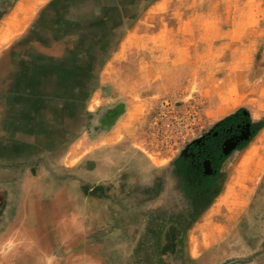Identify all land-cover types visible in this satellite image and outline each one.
<instances>
[{"label":"rangeland","instance_id":"374dc122","mask_svg":"<svg viewBox=\"0 0 264 264\" xmlns=\"http://www.w3.org/2000/svg\"><path fill=\"white\" fill-rule=\"evenodd\" d=\"M192 15L207 33L190 71L177 31ZM243 15L246 37L232 30ZM229 98L264 108V0H14L0 21V264H264L257 137L179 252L140 245L152 215L189 213L173 161Z\"/></svg>","mask_w":264,"mask_h":264},{"label":"trees","instance_id":"16d2710c","mask_svg":"<svg viewBox=\"0 0 264 264\" xmlns=\"http://www.w3.org/2000/svg\"><path fill=\"white\" fill-rule=\"evenodd\" d=\"M13 1L14 0H0V21L11 9ZM242 116L252 121L250 114L244 107H241L234 113L224 117L219 124L229 122L234 118ZM263 126L264 120L253 122L252 133L239 146V148L245 147ZM228 155L229 152H226L224 155H222L214 173L204 176L206 184L199 191L198 197L188 199L191 205L189 213H177L170 215L164 213L151 216L146 226L144 237L140 242L141 246L151 243L150 247L155 248L159 254H164L167 252L177 253L184 247L183 238L186 232L190 229L192 224L197 221L202 213L211 205L214 198L221 190L225 177L224 171L221 170V166ZM191 159V156H178L173 161V164L177 166L182 160ZM192 187L195 186L192 184ZM95 190H98V188L95 187L94 191Z\"/></svg>","mask_w":264,"mask_h":264},{"label":"flooded vegetation","instance_id":"af4514ba","mask_svg":"<svg viewBox=\"0 0 264 264\" xmlns=\"http://www.w3.org/2000/svg\"><path fill=\"white\" fill-rule=\"evenodd\" d=\"M222 119L217 120L209 130L189 142L179 155L192 157L191 160H182L177 166L174 165L179 174L181 197L187 199L198 197L199 191L206 184L204 176L214 173L219 160L226 152H229V157L236 150L242 149L239 146L252 133L253 121L244 116L219 124ZM228 157L222 163V171ZM192 184L195 187H192Z\"/></svg>","mask_w":264,"mask_h":264},{"label":"crops","instance_id":"0c3cea01","mask_svg":"<svg viewBox=\"0 0 264 264\" xmlns=\"http://www.w3.org/2000/svg\"><path fill=\"white\" fill-rule=\"evenodd\" d=\"M24 4L27 5V6L33 5V3H31V2L30 3H24ZM255 5H257V4L254 3V6ZM186 19H188V20L185 21V22L190 23V25H183V26L179 25L177 32L179 33L180 30L183 29V32H181L182 35L185 36L183 38H187L188 39V42H189V44H188V58L180 59L178 64L181 65L182 63H185V65L183 66V69L185 68V69H188V70L192 71V65H193V63H192V54H194V53H192V38L195 37V35H197V34H199V36H201L202 33H207V28H206V26H204V27L201 26L202 22H199L200 20L197 21L196 19H198V18L196 16H193V15L192 16H188V17H186ZM255 19H256L255 15H246V16L243 15L242 17L239 16L238 17V21H237L238 22V26L235 29L233 28L232 30L238 32L240 37H246V36H248V34L247 35H245V34L247 32H250V29H249L248 25L251 24L252 22H254ZM182 21H184V20H182ZM197 23H199V25H197ZM252 31L254 33V29ZM158 33H160V32H158ZM249 36H251V35H249ZM149 37H150V35H149ZM165 39L167 40V38H165ZM129 50H130V48L128 49L127 46L126 47L121 46L120 48H118L117 51L114 52V54L112 56V61L114 62V64H117L118 62H121L124 59H126L127 55H128L127 51H129ZM191 80H192V77H191ZM238 99H240V98H236V99H230L229 98L227 100L220 101L219 105L223 106L224 107L223 109L225 111L217 119L219 120L221 118H224L227 115H229L231 113H234L237 109H239L241 107H244L246 109V111L250 114V117H251L253 122H258V121L264 120L262 118V116H261V114L264 112V108L262 106H260V105L256 104L255 108L253 109L254 111H252V110H249L247 108V103L248 102H245V100H242L241 103L237 107L230 108V106L233 104V102L238 100ZM119 131L120 130L118 129V127H116V128L114 127L112 130H110L108 132V134L105 137V139L108 140V141H116V140H118L117 136H118V132ZM263 133H264V126L258 131V133L251 139V141L249 143H251L256 137H257V140H258V138H260L258 141L262 143V141L264 140ZM246 147H247V145L245 147H243L242 149H244ZM242 149H240V150H242ZM236 151H239V150H236ZM248 152L249 153L251 152L254 156H256L255 147H252ZM253 158H256V157H253ZM253 158H248V159L244 158L243 162L252 161ZM235 180H237V182H235ZM229 181L234 182L233 187L230 189V192H232V191L234 192L236 187L238 185H241L240 182H239L238 176H237L235 171L232 172V174L230 175ZM247 182H248L247 185L242 184V187L244 189V193L242 194V199L245 198L247 190L250 189L251 178L249 180H247ZM11 240L13 241V239H11Z\"/></svg>","mask_w":264,"mask_h":264},{"label":"bare ground","instance_id":"6f19581e","mask_svg":"<svg viewBox=\"0 0 264 264\" xmlns=\"http://www.w3.org/2000/svg\"><path fill=\"white\" fill-rule=\"evenodd\" d=\"M97 3V2H96ZM115 3V2H114ZM89 9H87V11H88ZM84 11V10H83ZM83 11H81V12H83ZM14 54V53H13ZM16 55L17 54H15V57H16ZM16 58H18L19 59V57H16ZM21 60V59H20ZM19 60V61H20ZM30 61V60H29ZM19 63V62H18ZM20 64H23V63H20ZM18 66V65H17ZM20 67V66H19ZM36 68H38V67H36ZM18 69V68H17ZM20 69V68H19ZM26 69V68H25ZM47 69H48V67H47ZM27 70V69H26ZM20 72V71H19ZM55 72V71H54ZM15 75V74H14ZM34 77V76H33ZM45 77V76H44ZM43 77V78H44ZM17 78H19V77H17ZM24 78V77H23ZM22 78V79H23ZM41 78V77H40ZM51 78V77H50ZM47 79V78H46ZM51 80V79H50ZM49 80V81H50ZM69 81V80H68ZM43 82V81H42ZM50 83V82H49ZM42 84V83H41ZM15 85V84H14ZM21 86V85H20ZM42 87V86H41ZM19 88V87H18ZM43 88V87H42ZM25 89V88H24ZM41 90V89H40ZM72 90V89H71ZM10 91H12V90H10ZM24 91H26V90H24ZM5 94V93H4ZM15 94H17V93H15ZM8 95V94H7ZM10 95V94H9ZM63 97V96H62ZM4 98H6V97H4ZM40 98V97H39ZM53 98V97H52ZM58 98V97H57ZM60 98V97H59ZM8 99V98H7ZM51 101H53V100H51ZM55 102V101H54ZM60 102V101H59ZM9 103V102H8ZM50 104V103H49ZM52 106V105H51ZM61 106V105H60ZM16 107V106H15ZM49 107V106H48ZM59 107V106H58ZM53 108V107H52ZM15 110H16V108H14ZM13 110V109H12ZM25 110V109H24ZM38 110V109H37ZM21 112V111H20ZM6 115V114H5ZM11 118V117H10ZM43 127V126H42ZM4 140V139H3ZM8 145H10L9 143H8Z\"/></svg>","mask_w":264,"mask_h":264}]
</instances>
